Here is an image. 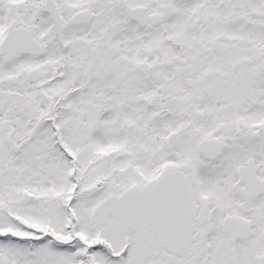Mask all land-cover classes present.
I'll return each instance as SVG.
<instances>
[{"label": "snow or ice", "instance_id": "6c2138e0", "mask_svg": "<svg viewBox=\"0 0 264 264\" xmlns=\"http://www.w3.org/2000/svg\"><path fill=\"white\" fill-rule=\"evenodd\" d=\"M0 264H264V0H0Z\"/></svg>", "mask_w": 264, "mask_h": 264}]
</instances>
